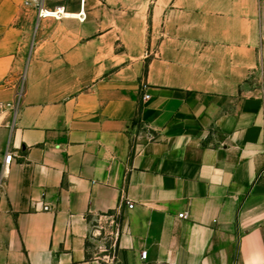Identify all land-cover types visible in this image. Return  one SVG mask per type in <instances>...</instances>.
I'll return each mask as SVG.
<instances>
[{
    "label": "crops",
    "instance_id": "obj_1",
    "mask_svg": "<svg viewBox=\"0 0 264 264\" xmlns=\"http://www.w3.org/2000/svg\"><path fill=\"white\" fill-rule=\"evenodd\" d=\"M24 1L0 0V103L24 74L0 264H264V0Z\"/></svg>",
    "mask_w": 264,
    "mask_h": 264
},
{
    "label": "built area",
    "instance_id": "obj_2",
    "mask_svg": "<svg viewBox=\"0 0 264 264\" xmlns=\"http://www.w3.org/2000/svg\"><path fill=\"white\" fill-rule=\"evenodd\" d=\"M24 3L28 6H32L37 13V16L39 18H45V17H51L54 19H60L62 17H66L69 16V13L64 11V7L62 6H57L54 8H50L47 7L44 3V0H25ZM78 16L83 19L84 18V12L80 11V13L78 14ZM22 95V89L18 90L15 92V100L9 101V102H5V103H0V113L5 109V108H9L13 111H15L16 109V100L19 99ZM145 98H148L149 95L145 94L144 95ZM12 158V154L11 153H6L5 154V162L9 163L10 160ZM132 206V205H130ZM45 209H47V207H44ZM183 213H180L178 215V217H183ZM147 252L146 251H141L140 253V257L142 259H144L146 257Z\"/></svg>",
    "mask_w": 264,
    "mask_h": 264
},
{
    "label": "rangeland",
    "instance_id": "obj_3",
    "mask_svg": "<svg viewBox=\"0 0 264 264\" xmlns=\"http://www.w3.org/2000/svg\"><path fill=\"white\" fill-rule=\"evenodd\" d=\"M23 70H20L19 72H17L14 77H12V86L14 89V93L18 90H20L23 86Z\"/></svg>",
    "mask_w": 264,
    "mask_h": 264
}]
</instances>
